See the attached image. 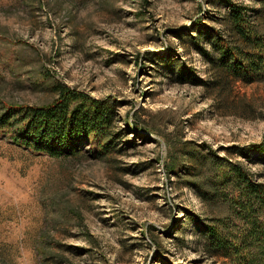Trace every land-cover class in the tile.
<instances>
[{"label": "rangeland", "instance_id": "obj_1", "mask_svg": "<svg viewBox=\"0 0 264 264\" xmlns=\"http://www.w3.org/2000/svg\"><path fill=\"white\" fill-rule=\"evenodd\" d=\"M226 10L225 0H0V108L50 103L62 82L117 113L115 147L99 156L91 140L53 157L0 134V264H232L207 225L231 243L247 237L236 192L203 197L194 173L215 152L264 181V156L234 152L264 137V77L239 80L227 106L178 69L208 77L179 35L219 26Z\"/></svg>", "mask_w": 264, "mask_h": 264}, {"label": "trees", "instance_id": "obj_2", "mask_svg": "<svg viewBox=\"0 0 264 264\" xmlns=\"http://www.w3.org/2000/svg\"><path fill=\"white\" fill-rule=\"evenodd\" d=\"M253 1L260 5L255 14L258 16L264 12V0ZM225 3L227 10L216 17L219 26L199 22L195 32L179 35L183 45L191 43L204 55L208 77H201L183 62L178 69L182 80L203 85L213 97L231 106L239 80L249 82L264 77V18L259 21L252 13L254 9L243 2L225 0ZM161 59L170 65L175 63L164 56ZM55 89L56 98L47 104L3 105L0 134H10L13 142L53 157L83 153L87 140L95 143V156L112 151L117 134L115 103L62 82L56 83ZM250 150L264 156V137L260 142L235 146L234 152L249 156ZM214 153L209 152L198 161L199 167L194 173L202 175L199 181L203 197L215 198L221 185L233 187L236 199L231 210L250 227L247 237H238L239 242L235 244L222 235L221 225L208 224L212 242L217 241L221 248L232 250V264H264V181L257 179L243 162ZM174 162L172 166L178 163ZM207 162L211 163L207 169L210 173L203 177ZM197 220L202 219L197 217Z\"/></svg>", "mask_w": 264, "mask_h": 264}]
</instances>
